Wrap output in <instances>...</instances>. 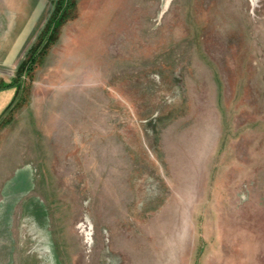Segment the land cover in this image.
I'll return each instance as SVG.
<instances>
[{
    "label": "rangeland",
    "instance_id": "1",
    "mask_svg": "<svg viewBox=\"0 0 264 264\" xmlns=\"http://www.w3.org/2000/svg\"><path fill=\"white\" fill-rule=\"evenodd\" d=\"M0 0V264H264V0ZM40 48V47H39Z\"/></svg>",
    "mask_w": 264,
    "mask_h": 264
},
{
    "label": "trees",
    "instance_id": "2",
    "mask_svg": "<svg viewBox=\"0 0 264 264\" xmlns=\"http://www.w3.org/2000/svg\"><path fill=\"white\" fill-rule=\"evenodd\" d=\"M51 4L52 9L36 36L35 43L27 49L24 59L19 62L15 69L13 83H17L23 75L25 76L32 71L35 63L56 40L59 27L70 19L75 9V0H53Z\"/></svg>",
    "mask_w": 264,
    "mask_h": 264
}]
</instances>
